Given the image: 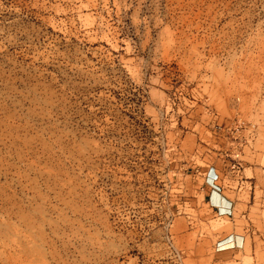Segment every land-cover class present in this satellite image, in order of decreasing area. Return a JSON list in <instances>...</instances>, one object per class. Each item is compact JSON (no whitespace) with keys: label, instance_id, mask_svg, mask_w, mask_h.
<instances>
[{"label":"rangeland","instance_id":"1","mask_svg":"<svg viewBox=\"0 0 264 264\" xmlns=\"http://www.w3.org/2000/svg\"><path fill=\"white\" fill-rule=\"evenodd\" d=\"M0 264H264V0H0Z\"/></svg>","mask_w":264,"mask_h":264},{"label":"built area","instance_id":"2","mask_svg":"<svg viewBox=\"0 0 264 264\" xmlns=\"http://www.w3.org/2000/svg\"><path fill=\"white\" fill-rule=\"evenodd\" d=\"M208 185L213 189V191L218 192L219 188L217 185H215L212 182L211 178L207 179ZM215 208L218 212L219 216H232L233 214V209H232V205L229 202L227 206L220 208L219 206L215 205ZM243 243H242V239L238 236H228L224 239H221L219 241H217V243L215 244V250L216 252H222V251H226L229 249H235V248H240L242 247Z\"/></svg>","mask_w":264,"mask_h":264},{"label":"crops","instance_id":"3","mask_svg":"<svg viewBox=\"0 0 264 264\" xmlns=\"http://www.w3.org/2000/svg\"><path fill=\"white\" fill-rule=\"evenodd\" d=\"M213 202L215 203V205L219 206L220 208L227 206L229 203V201L226 198L222 197L219 194H214Z\"/></svg>","mask_w":264,"mask_h":264}]
</instances>
